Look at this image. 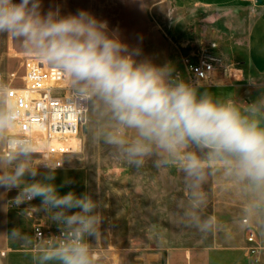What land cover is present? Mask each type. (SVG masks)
<instances>
[{
    "label": "clouds",
    "instance_id": "9594fccd",
    "mask_svg": "<svg viewBox=\"0 0 264 264\" xmlns=\"http://www.w3.org/2000/svg\"><path fill=\"white\" fill-rule=\"evenodd\" d=\"M0 35L64 75L71 95L85 102L77 110L93 119L97 141L133 166L154 158L158 167L183 174L190 226L204 233L222 226L215 215H203L202 185L217 174L225 188L241 195V217L264 223V95L245 104L198 93L173 77L171 66L138 63V52H129L117 32H109L107 21L86 10L63 17L58 10L41 15L40 0H0ZM249 83L260 87L264 79L250 78ZM24 124L20 98L0 80V188L19 189L5 210L40 198L60 230V235L38 242L18 228L11 237L31 245L38 264H97L99 253L89 238L97 239L103 222L100 203L87 193L60 195L50 182L54 169L35 180V154H44L37 150L38 130L30 126L26 134Z\"/></svg>",
    "mask_w": 264,
    "mask_h": 264
},
{
    "label": "rangeland",
    "instance_id": "374dc122",
    "mask_svg": "<svg viewBox=\"0 0 264 264\" xmlns=\"http://www.w3.org/2000/svg\"><path fill=\"white\" fill-rule=\"evenodd\" d=\"M19 2L13 0V3ZM176 7L173 0H40L41 15L58 10L63 17L86 10L107 21L109 32H117L121 41L128 45L129 52H138L134 55L138 63L150 61L156 66H171L173 70L176 37L185 35L194 23L192 20L185 22V13L176 12ZM210 36L205 41L211 43ZM196 45L187 47L185 52L199 50ZM27 59L38 60L11 37L0 35L3 81L10 84L15 79L16 85H22ZM183 80L187 82L186 75ZM94 133L95 125L88 115L80 133L78 152L65 158L64 167L55 170V178L50 182L55 184L60 195L69 191L77 196L87 193L100 203L98 210L103 222L97 239L89 238L99 253L97 264H165L167 257H162L160 262L153 253L175 252L211 243L208 238H202L210 232H201L188 223L185 212L189 210V191L180 171L158 167L154 158L140 167L133 166L113 147L97 141ZM48 171L38 169L35 180H42ZM25 179L33 182L31 176ZM211 179V175L208 176L201 188L205 197L204 216L213 200ZM18 192L16 188L10 191L0 188V264H38L32 246L10 234L18 228L33 238V226L48 215L41 207L40 198L5 210V205Z\"/></svg>",
    "mask_w": 264,
    "mask_h": 264
},
{
    "label": "crops",
    "instance_id": "0c3cea01",
    "mask_svg": "<svg viewBox=\"0 0 264 264\" xmlns=\"http://www.w3.org/2000/svg\"><path fill=\"white\" fill-rule=\"evenodd\" d=\"M176 12L183 11L185 22L194 21L185 35L176 37V63L173 77H185L179 47H191L210 43L217 48V54L231 68L232 82L215 87L198 88V93L208 92L219 99L233 98L237 102L249 104L264 95V84L252 87L250 78L264 79V0H253L245 4L241 0H173ZM200 17L201 20L197 21ZM188 50V48H187ZM213 200L207 215H215L222 225L208 238L211 243L200 247L179 251L153 253L167 257L165 264H264V223H251L240 215L242 197L237 191L225 188L220 175H211ZM47 215V213H46ZM40 222L58 227L49 218ZM249 228L258 237L259 248L249 254L250 245L246 241ZM147 255V254H145Z\"/></svg>",
    "mask_w": 264,
    "mask_h": 264
},
{
    "label": "built area",
    "instance_id": "2783aa9c",
    "mask_svg": "<svg viewBox=\"0 0 264 264\" xmlns=\"http://www.w3.org/2000/svg\"><path fill=\"white\" fill-rule=\"evenodd\" d=\"M251 4L253 0H241ZM182 65L187 82L199 87H215L226 85L233 80L230 66L217 54L216 45L206 43L199 50L185 52L187 47L181 46ZM22 85H16L15 79L9 84L13 95L20 98V106L25 111L24 131L27 134L30 126L38 130V145L43 149L37 153V169L60 170L64 167L65 158L75 154L69 145L71 138L79 139L82 127L87 121V114L77 110L85 106V102L71 95L64 75L55 68L36 59H27L24 63ZM180 78V75L176 77ZM0 80H3L0 76ZM34 199L26 201L30 204ZM60 235L58 227L44 222L33 226V240L51 238ZM246 241L251 246L250 254L259 248L258 237L254 229L249 228Z\"/></svg>",
    "mask_w": 264,
    "mask_h": 264
},
{
    "label": "bare ground",
    "instance_id": "6f19581e",
    "mask_svg": "<svg viewBox=\"0 0 264 264\" xmlns=\"http://www.w3.org/2000/svg\"><path fill=\"white\" fill-rule=\"evenodd\" d=\"M69 145H71L74 148V150L76 151V153H77L78 150H79L80 141L77 138H71L69 140ZM41 149H43V146L39 145L37 150H41Z\"/></svg>",
    "mask_w": 264,
    "mask_h": 264
}]
</instances>
